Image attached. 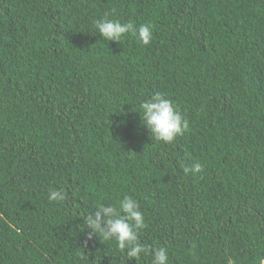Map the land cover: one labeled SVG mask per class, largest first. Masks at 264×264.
<instances>
[{
    "label": "trees",
    "instance_id": "1",
    "mask_svg": "<svg viewBox=\"0 0 264 264\" xmlns=\"http://www.w3.org/2000/svg\"><path fill=\"white\" fill-rule=\"evenodd\" d=\"M104 17L153 39L105 41ZM158 92L189 121L171 144L138 113ZM124 194L138 264L264 258V0H0V264H136L82 219Z\"/></svg>",
    "mask_w": 264,
    "mask_h": 264
},
{
    "label": "clouds",
    "instance_id": "2",
    "mask_svg": "<svg viewBox=\"0 0 264 264\" xmlns=\"http://www.w3.org/2000/svg\"><path fill=\"white\" fill-rule=\"evenodd\" d=\"M94 28L105 41L122 43L129 36L142 45H149L153 39L152 25L145 23L137 26L131 21L104 17L98 19ZM142 124L150 133L152 142L171 144L189 128V121L181 114L174 101L164 93H156L139 103ZM193 174L203 171L200 163H194L190 170ZM49 203H60L67 199L63 189H53L47 193ZM84 226L99 236L102 241L114 242L129 261L136 264L149 251L140 243V234L146 228L145 215L139 201L132 195L124 194L116 204L98 203L94 210L82 217ZM151 264H169V250L156 247L152 250ZM259 264H264L262 258Z\"/></svg>",
    "mask_w": 264,
    "mask_h": 264
}]
</instances>
